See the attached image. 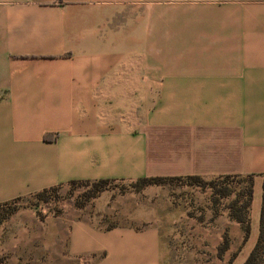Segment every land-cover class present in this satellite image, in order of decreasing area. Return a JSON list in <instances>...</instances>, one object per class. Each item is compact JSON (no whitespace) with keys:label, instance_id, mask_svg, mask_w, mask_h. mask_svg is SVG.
I'll use <instances>...</instances> for the list:
<instances>
[{"label":"crops","instance_id":"1","mask_svg":"<svg viewBox=\"0 0 264 264\" xmlns=\"http://www.w3.org/2000/svg\"><path fill=\"white\" fill-rule=\"evenodd\" d=\"M250 174L247 241L227 210L213 219L232 264L258 235L264 0H0V205L73 181ZM145 206L109 230L69 219L67 256L170 264L176 219ZM60 221L20 209L4 240L56 247Z\"/></svg>","mask_w":264,"mask_h":264},{"label":"rangeland","instance_id":"2","mask_svg":"<svg viewBox=\"0 0 264 264\" xmlns=\"http://www.w3.org/2000/svg\"><path fill=\"white\" fill-rule=\"evenodd\" d=\"M238 181L231 180L222 184V180L212 178L202 179V183L194 185L185 180L169 181L162 186H149L154 189L148 194V187L138 189L135 182L111 181L103 185V190L95 199L87 202L86 199L94 189L92 182L67 183L47 193L45 201L33 195L21 198L1 205L0 217L4 213L31 208L41 221L45 216L60 218L57 246L52 242L48 248L33 244L13 248V242L4 239L9 233L17 238V232L3 227L4 220L0 222V264H91L67 256V221L91 218L102 228L132 225L131 216L135 211H144L147 202L151 203L156 218L164 220L171 215L176 219L173 225H163L165 229L162 230L163 233H169L170 264H226L237 250L232 247V251H226L221 259L217 258L216 247L221 243L225 231L216 228L213 219L218 215L221 217L219 222L224 221L226 206L235 194L245 188V184ZM213 183L218 187L225 185L233 193L213 203ZM97 198L100 199L96 201ZM77 205L82 207L77 208ZM27 242L25 239L22 244Z\"/></svg>","mask_w":264,"mask_h":264},{"label":"trees","instance_id":"3","mask_svg":"<svg viewBox=\"0 0 264 264\" xmlns=\"http://www.w3.org/2000/svg\"><path fill=\"white\" fill-rule=\"evenodd\" d=\"M262 179L261 184V207H260V215H259V226H258V235L256 242L248 254L247 258L242 264H264V174L260 176ZM255 175H246V176H221L217 177V179L222 180V184H226V182L231 180H239L238 182L244 183L245 188L241 189L237 194H235L234 199L226 206V210L228 211V218L236 223L239 224L241 233H242V242L241 246L247 241L249 237V219H248V212L249 207L252 200V187H253V181H254ZM185 180L189 184H200L202 183V178L197 176H187V177H147V178H141L135 181L137 184L138 189L149 187V186H162L169 181H182ZM90 183L86 181H73L69 182V184H76V183ZM111 182L110 180H100L97 182H92L93 186V192L88 196L86 199V202L90 199H95L98 194L103 190V185ZM237 182V183H238ZM60 186V185H59ZM57 186V187H59ZM57 187L42 190L36 194H33V196L37 197L41 201H45V196L49 192H53ZM233 192L229 190L227 186L218 187L216 183H213V196H212V202L215 203L219 199H225L228 198ZM21 198L15 199L11 202L18 201ZM10 203V202H8ZM8 203H5L3 205H6ZM1 206V205H0ZM77 208H81L82 205H77ZM14 211L10 213H4L0 217V222L6 220L8 217H10ZM38 216V214H37ZM39 218V217H38ZM40 219V218H39ZM41 220V219H40ZM114 226H108L105 229L109 230L113 228ZM230 245V239L227 235V232L225 231L222 235V241L221 243L216 247V256L218 259H221L223 254L228 251ZM236 257V253L232 254L226 264H232V261Z\"/></svg>","mask_w":264,"mask_h":264}]
</instances>
